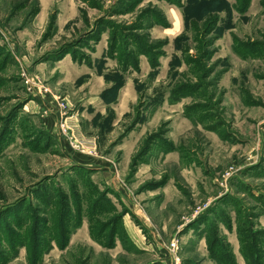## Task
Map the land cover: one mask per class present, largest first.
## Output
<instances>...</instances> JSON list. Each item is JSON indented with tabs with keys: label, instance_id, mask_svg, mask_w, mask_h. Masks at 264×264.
<instances>
[{
	"label": "rangeland",
	"instance_id": "1",
	"mask_svg": "<svg viewBox=\"0 0 264 264\" xmlns=\"http://www.w3.org/2000/svg\"><path fill=\"white\" fill-rule=\"evenodd\" d=\"M172 257L264 264V0H0V264Z\"/></svg>",
	"mask_w": 264,
	"mask_h": 264
},
{
	"label": "built area",
	"instance_id": "2",
	"mask_svg": "<svg viewBox=\"0 0 264 264\" xmlns=\"http://www.w3.org/2000/svg\"><path fill=\"white\" fill-rule=\"evenodd\" d=\"M36 89V88H35ZM29 90H31L30 88H29ZM40 93V92H39ZM66 125H68L67 124V122L65 121V123H62L61 125H60V129H61V131L64 133V134H68V132H69V127H67ZM70 141L73 143H76L77 142V140L75 139V138H73V137H71L70 138ZM83 144H79L78 143V149L81 151V150H83L82 152L83 153H86V154H92L95 150H96V144H95V142L94 141H88L87 143H85V141H81ZM74 148H76V147H74ZM177 249H178V246H177V242H175V241H173L172 243H171V246H170V252L171 253H173L174 254V256H176V253H177ZM172 261H173V264H174V261H175V264H177L178 263V260H177V257L174 259V257H172Z\"/></svg>",
	"mask_w": 264,
	"mask_h": 264
},
{
	"label": "crops",
	"instance_id": "3",
	"mask_svg": "<svg viewBox=\"0 0 264 264\" xmlns=\"http://www.w3.org/2000/svg\"><path fill=\"white\" fill-rule=\"evenodd\" d=\"M56 133H58V132H56ZM88 141H93V140L90 139V140H88ZM152 235L154 236V233H153Z\"/></svg>",
	"mask_w": 264,
	"mask_h": 264
}]
</instances>
